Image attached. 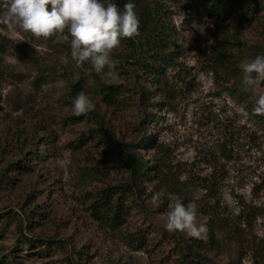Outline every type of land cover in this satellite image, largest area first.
Segmentation results:
<instances>
[{"label":"rangeland","instance_id":"obj_1","mask_svg":"<svg viewBox=\"0 0 264 264\" xmlns=\"http://www.w3.org/2000/svg\"><path fill=\"white\" fill-rule=\"evenodd\" d=\"M148 2L173 47L168 96L143 72L136 79L138 49L128 38L112 53L118 77L107 78L73 61L67 30L47 38L9 30L7 0H0V264H188L196 238L163 225L169 194L195 203L198 223L208 225L203 213L215 200L201 178L217 183L222 216L247 209L257 217L242 238L222 232L217 247L203 251L206 260H194L264 264V121L252 111L264 82L255 94L245 91L241 69L227 82L207 62L216 27L239 15L249 20L241 40L251 49L242 61L264 54V0ZM110 88L114 106L104 101ZM82 91L95 108L77 116L72 104ZM139 152L187 183L175 194L146 181L120 199L122 225L112 216L96 219L92 203L102 189L127 185ZM21 223L33 241L21 235ZM203 237L208 242L207 232Z\"/></svg>","mask_w":264,"mask_h":264},{"label":"trees","instance_id":"obj_2","mask_svg":"<svg viewBox=\"0 0 264 264\" xmlns=\"http://www.w3.org/2000/svg\"><path fill=\"white\" fill-rule=\"evenodd\" d=\"M217 2V0H211ZM118 7L123 8L128 0H112ZM135 4V10L140 20V35L134 38H128L132 46L138 49V54L134 58L136 67V79H140L139 72H143L148 81L156 90L161 91V94L168 96L170 93L167 89L168 78L167 71L173 68L175 57L172 54V45L165 41L164 36H167L168 29L161 23L154 12L148 0H132ZM244 16L239 15L232 17L230 26H217L212 38L215 43L214 49L209 52L210 62L214 72L222 71L227 82L231 79H239L240 77V63L242 62L243 54L251 50L242 44L241 37L245 26L248 24ZM161 36V37H160ZM136 41V42H135ZM70 48V47H69ZM71 50V49H70ZM260 55V53H258ZM264 55V54H261ZM138 72V73H137ZM137 82V81H136ZM116 91L112 88L104 94V101L108 106L116 104ZM150 94V93H149ZM140 98L143 100L145 93L139 91ZM256 99V97H255ZM261 121H264L262 115H257ZM149 118L148 120H150ZM145 122V121H144ZM100 131L105 134L107 131L105 124L99 121ZM149 135L144 138L142 143L150 144ZM155 141L152 140L151 145ZM97 170V168H95ZM170 167L165 163H160L153 167L143 159L142 155L137 153L132 162L129 164V178L127 185L124 186H110L100 191L99 197L92 203V213L96 219L103 220L111 218L115 226L123 224L122 201L120 199L129 193L135 192L139 188V184H145L146 181L155 183L158 190H166L169 193H178L180 185H185L186 181H180L178 176L174 175ZM176 177V178H175ZM191 180V179H190ZM200 186L206 191L208 198L214 199L215 203L209 205L204 210L207 215V237L208 242L202 239H196L193 247L188 248V252L199 260H206L203 251L209 247L215 249L217 247L218 234L226 231H232L236 238H242V232L251 227L252 220L257 217V214L251 213L247 209H243L241 215L234 216L232 219L222 216L220 213V199L218 198L217 183L208 178H201ZM216 187V188H215ZM118 197V198H117ZM205 206V205H204ZM244 223V224H243ZM246 224V225H245ZM244 225V226H242ZM23 223H21V235L28 241H33L24 234ZM245 237V236H244ZM190 256L187 259L188 264H200ZM256 264V263H255Z\"/></svg>","mask_w":264,"mask_h":264},{"label":"clouds","instance_id":"obj_3","mask_svg":"<svg viewBox=\"0 0 264 264\" xmlns=\"http://www.w3.org/2000/svg\"><path fill=\"white\" fill-rule=\"evenodd\" d=\"M4 7L3 22L9 30L19 28L37 38L63 34L67 30L64 38L71 37L73 61L77 65L88 63L96 73L111 79L118 77L113 50L121 45L122 38L140 35V20L132 0L122 9L112 0H7ZM239 67L243 72L244 90L257 93L264 82V55L242 61ZM94 108L93 101L83 91L74 98L72 109L77 116ZM239 111L247 115L245 105H240ZM252 111L264 115V93L258 94ZM168 198L172 203L165 214L164 229L202 239L207 226L197 221V205L192 202L185 205L174 194H169Z\"/></svg>","mask_w":264,"mask_h":264}]
</instances>
